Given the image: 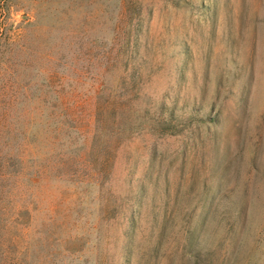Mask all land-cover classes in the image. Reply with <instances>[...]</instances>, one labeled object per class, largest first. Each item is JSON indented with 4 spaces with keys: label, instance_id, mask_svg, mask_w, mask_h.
Here are the masks:
<instances>
[{
    "label": "rangeland",
    "instance_id": "374dc122",
    "mask_svg": "<svg viewBox=\"0 0 264 264\" xmlns=\"http://www.w3.org/2000/svg\"><path fill=\"white\" fill-rule=\"evenodd\" d=\"M5 264H264V0H0Z\"/></svg>",
    "mask_w": 264,
    "mask_h": 264
},
{
    "label": "trees",
    "instance_id": "16d2710c",
    "mask_svg": "<svg viewBox=\"0 0 264 264\" xmlns=\"http://www.w3.org/2000/svg\"><path fill=\"white\" fill-rule=\"evenodd\" d=\"M0 264H5L4 263V256L2 254L0 255Z\"/></svg>",
    "mask_w": 264,
    "mask_h": 264
}]
</instances>
